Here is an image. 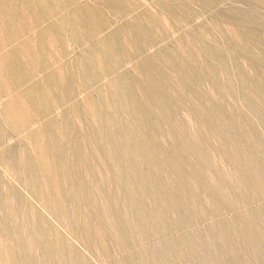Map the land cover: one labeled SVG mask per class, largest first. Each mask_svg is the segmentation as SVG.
I'll return each mask as SVG.
<instances>
[{
	"label": "rangeland",
	"instance_id": "rangeland-1",
	"mask_svg": "<svg viewBox=\"0 0 264 264\" xmlns=\"http://www.w3.org/2000/svg\"><path fill=\"white\" fill-rule=\"evenodd\" d=\"M0 161V264H264V0H0Z\"/></svg>",
	"mask_w": 264,
	"mask_h": 264
},
{
	"label": "bare ground",
	"instance_id": "bare-ground-1",
	"mask_svg": "<svg viewBox=\"0 0 264 264\" xmlns=\"http://www.w3.org/2000/svg\"><path fill=\"white\" fill-rule=\"evenodd\" d=\"M4 2H5V1H4ZM10 7H12V6H10ZM93 152H94V151H93ZM89 153H90V152H89ZM94 153H95V152H94ZM119 157H120V156H119ZM84 159H85V158H84ZM4 161H5V160H4ZM4 161H3V163H4ZM0 162H2V161H0ZM5 162H6V161H5ZM7 164H8V163H7ZM8 166H10V165H8ZM10 167H11V166H10ZM13 167H14V166H13ZM6 168H8V167L6 166ZM6 168L4 167V169H6ZM9 169H11V168H9ZM9 169H6V170H9ZM12 169H13V168H12ZM6 170H5L4 173H6ZM9 171H10V170H9ZM9 171H7V172H9ZM12 171H13V170H12ZM9 173L12 174L11 171H10ZM13 173H15V172L13 171ZM50 173H53V172H50ZM5 175H6V174H5ZM8 175H9V174H8ZM8 175H7V176H8ZM50 175H51V174H50ZM7 176H6V177H7ZM10 176H11V175H10ZM12 176H13V175H12ZM12 176H11V177H12ZM14 176L16 177V174H15ZM23 176H24V175H23ZM19 177H20V176L18 175V178H19ZM29 178H30V177H29ZM7 179H9V178L7 177ZM10 179H11V178H10ZM15 179H16V178H15ZM19 179H20V178H19ZM38 180H39V179H38ZM12 181H13V180H11V182H12ZM14 181H15V180H14ZM26 181H27V180H26ZM28 181H29V180H28ZM9 182H10V181H9ZM19 182H20V181H19ZM15 183H16V182H15ZM26 184H27V182H26ZM17 185H19V184H17ZM19 186H20V185H19ZM39 186H40V185H39ZM11 187H12V186H11ZM21 187H22V186H21ZM22 188H25V187H22ZM40 188H42V186H41ZM40 188H39V190H40V193H41V195H42L43 192H41V189H40ZM26 189H27V188H26ZM32 189H33V188H32ZM24 190H25V189H24ZM33 190H34V189H33ZM39 190H38V191H39ZM5 191H6V190H5ZM45 192H46V191H45ZM45 192H44V194H45ZM50 192H51V191H50ZM48 193H49V191H48ZM41 195H39V198H40V199L42 198V199H41V200L38 199V200H39L40 203L43 204L42 201H45V198L43 199V197H42ZM29 196H30V195H29ZM43 196H44V195H43ZM47 196H48V195H47ZM53 197H54V196L49 197V198H52V200H53ZM31 198H32V196H31ZM49 198H48V201H49ZM32 199H33V198H32ZM33 200H34V199H33ZM54 200H55V199H54ZM54 200H53V201H54ZM45 202H46V201H45ZM49 202H50V201H49ZM4 203H5V202H4ZM42 204H41V205H42ZM44 206H45V205H44ZM44 206H43V207H44ZM46 206H47V207L50 206L49 203H48V205H46ZM39 207H41V206H39ZM47 207H45V208L47 209ZM51 207H53V206H51ZM53 208L56 209L55 207H53ZM54 209H53V210H54ZM51 210H52V209H51ZM53 210H52V211H53ZM54 211H55V210H54ZM49 212L51 213V211H49ZM49 212H48V213H49ZM51 214H52V213H51ZM51 214H50V215H51ZM53 214H54V213H53ZM57 214L59 215V212H57ZM59 216H60V215H59ZM52 217H53V216H52ZM56 217H57V215H56ZM56 217H55V219H56ZM57 218H58V217H57ZM59 219H60V218H59ZM59 219H58V220H59ZM61 222H62V221H61ZM31 245H32V244H31Z\"/></svg>",
	"mask_w": 264,
	"mask_h": 264
}]
</instances>
